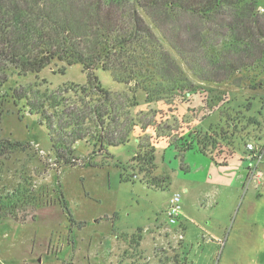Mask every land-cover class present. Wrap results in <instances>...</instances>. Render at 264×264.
<instances>
[{
  "label": "rangeland",
  "instance_id": "obj_1",
  "mask_svg": "<svg viewBox=\"0 0 264 264\" xmlns=\"http://www.w3.org/2000/svg\"><path fill=\"white\" fill-rule=\"evenodd\" d=\"M258 10L264 12V0ZM139 14L151 25L150 15L141 10ZM175 14L176 27L186 30L187 48H195L197 26L207 24ZM153 31L159 37L158 31ZM253 45L249 49L256 58L264 47L261 43L262 47ZM161 46L174 61L176 71L170 69L165 57L158 58V52L150 57L157 55L156 61L171 72L166 74L173 76L170 83L162 84L159 77L147 72L138 82L122 84L109 72L93 71L110 93V105L118 116L117 127L109 124V131L124 132L131 120L142 128L149 126L136 148L135 135L127 143L104 151L79 141L73 145L74 156L66 155L75 158V165L63 166L46 127L38 116L29 113L26 101L15 105L9 99L6 103L0 147L8 142H19L23 147H7L6 154L0 155V264H173L175 258L189 264H264V198L248 196L243 190L230 208L216 198L219 189L213 188L209 195H202V209L217 214L218 229H191L187 234L181 226L170 225L165 219L166 209L162 210L173 194L181 195V209L188 197L184 199L183 184L178 181L185 174L181 169L184 152L190 153L197 166L199 156L193 151L213 157L214 143L221 144L222 155L238 151L241 158L248 143L264 149V53L254 62L248 58L246 63L251 67L234 72L224 82H202L196 77L198 63L194 58L182 59L160 40L158 51ZM87 79L81 65L67 67L53 61L37 74L19 76L13 70L3 91L40 95L71 85L84 86ZM175 82L189 83L195 91L175 95L174 99ZM83 121L94 134L93 123ZM165 136L169 144L159 140ZM151 149V165L137 158L126 162L133 151L135 158V154L141 157ZM155 157L158 174L164 176H158L160 187L150 188L143 183L156 173ZM259 170L263 173L261 185L250 180L248 188L253 190L256 184L263 194L264 152ZM62 200L68 211L62 208ZM201 202L188 200L186 207L193 203L199 207ZM215 202L218 206L212 209ZM221 208L223 213L218 211ZM212 239H220L221 244L212 243Z\"/></svg>",
  "mask_w": 264,
  "mask_h": 264
},
{
  "label": "trees",
  "instance_id": "obj_2",
  "mask_svg": "<svg viewBox=\"0 0 264 264\" xmlns=\"http://www.w3.org/2000/svg\"><path fill=\"white\" fill-rule=\"evenodd\" d=\"M261 1L0 0V123L9 99L15 105L25 100L29 113L38 116L39 123L46 127L51 145L63 160L62 165L68 167L75 165V158L71 156L76 142L85 141L97 151H104L127 143L132 135L138 140L149 126L142 128L131 120L124 132L109 131V124L117 127L118 116L110 105V93L100 85L93 71L109 72L115 82L122 84L138 82L147 72L159 77L162 84L170 83L173 76L166 77V74L171 72L156 61L157 55L150 57L158 52V58L163 60L165 57L170 69L176 71L174 61L164 47L161 46L160 51L156 47L161 40L182 59L194 58L198 63V80L224 82L234 72L251 67L246 63L248 58L254 62L263 56L264 50L260 47V55L256 58L249 49L253 44L264 47V12L258 10ZM139 10L150 15L151 25L145 23ZM176 12L193 17L198 24H207L206 27L197 26L198 40L193 49L187 48L186 30L180 31L176 27ZM53 61L63 62L67 67L81 65L87 73L86 84L40 95L32 92L21 95L17 90L10 95L3 91L13 70L19 76L37 74ZM189 87V83L178 85L175 82L172 98L195 91ZM71 97L75 100L71 101ZM83 120L93 123L94 134L90 131L92 127H84ZM159 140L169 144L168 136ZM155 144H151L152 148ZM7 147L14 150L23 146L19 142H8L7 146L0 147V155L6 154ZM214 149L212 159L215 163H225L232 158L231 152L222 155L221 144L214 143ZM153 157L151 149L141 157L135 154L133 160L151 165ZM160 181L151 176L144 183L147 187L158 188ZM61 205L68 211L65 201L62 200ZM173 264L189 263L175 258Z\"/></svg>",
  "mask_w": 264,
  "mask_h": 264
},
{
  "label": "crops",
  "instance_id": "obj_3",
  "mask_svg": "<svg viewBox=\"0 0 264 264\" xmlns=\"http://www.w3.org/2000/svg\"><path fill=\"white\" fill-rule=\"evenodd\" d=\"M137 143H138V140L135 139V148H136ZM157 151H158L157 149L154 150V155ZM165 152L166 151H164V153ZM263 152H264V149L262 151V160H263ZM193 153H195L194 155L199 156V159H197V162H198L197 166L195 165L196 163H195L194 158L188 156V154L190 153L184 152L181 157L185 163V164H182L181 169L184 171L185 174L180 175V177L178 178V181L179 183L183 184L181 188H182V194L184 195V199L187 196L188 197L185 199L184 205L181 209V214H180L178 225H175L173 227L178 228L179 226H181L186 234L191 229H193V232H196L197 230L202 231L206 227L210 231L211 226H215L217 228L220 225V222L217 220L215 216L217 214L215 213L207 214L205 209H202L203 201H204V198H201L202 195L204 196V193H206L205 195H209V193H211V189L213 188L215 190L219 189V194L216 195V198H218L220 202L223 201V203L226 206H230V208L233 206V204H235L236 199L243 192V190L245 191V194L248 196L253 195L255 197H258L259 199L264 198V195H263L264 193L262 194L261 193L262 191L260 192L257 191L256 184L253 190H249L248 187L251 181L249 178H247V171H246L247 163L246 162L244 163V161L241 160L243 158H241L240 154H238V151L236 153H233L232 158H229L225 163L221 161H218L217 163H215L212 157L208 155L207 153L194 152V151ZM112 156L114 157L113 154ZM133 157H134V151L126 162H128ZM154 160H155L154 163L156 165V173L154 177H158V176L163 177L164 175L158 174V163L156 162V157ZM94 164L97 165L98 162H94ZM205 172L208 175H204ZM254 190L257 193H255ZM261 190L264 191V184ZM193 197H196V199H193ZM200 199H202V202L199 207L196 206V203H193V204L189 203L190 205L186 207L188 200L197 201ZM217 203L218 202H215V204L212 206V209L217 208L218 206ZM167 204L162 209L163 211L167 208ZM218 211H220V213H223L224 210L222 211V208H221ZM157 218H158V215H157ZM157 218L155 215V219H154L155 224L158 221ZM193 221H195L198 225L196 226L195 224H193ZM206 235L207 234H205V236ZM184 238L186 239L185 235H184ZM212 240H213L212 243L213 242L217 243V245L221 244L220 239L218 240L212 239Z\"/></svg>",
  "mask_w": 264,
  "mask_h": 264
},
{
  "label": "built area",
  "instance_id": "obj_4",
  "mask_svg": "<svg viewBox=\"0 0 264 264\" xmlns=\"http://www.w3.org/2000/svg\"><path fill=\"white\" fill-rule=\"evenodd\" d=\"M260 11H263L260 9ZM245 155L243 159L247 163V170L250 176V180H254L259 186L260 180L263 178V173L259 170V165L262 160V151L261 149L256 148L252 144H246L245 146ZM181 214V197L179 194H173L169 200V204L166 208L165 215L168 223L170 225H178L179 218Z\"/></svg>",
  "mask_w": 264,
  "mask_h": 264
}]
</instances>
